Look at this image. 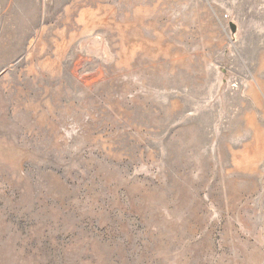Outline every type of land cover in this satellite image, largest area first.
Returning <instances> with one entry per match:
<instances>
[{"label":"rangeland","instance_id":"374dc122","mask_svg":"<svg viewBox=\"0 0 264 264\" xmlns=\"http://www.w3.org/2000/svg\"><path fill=\"white\" fill-rule=\"evenodd\" d=\"M0 264H264V0H0Z\"/></svg>","mask_w":264,"mask_h":264}]
</instances>
